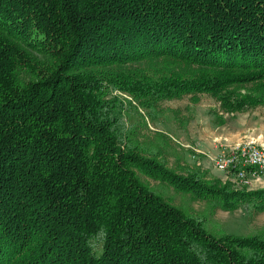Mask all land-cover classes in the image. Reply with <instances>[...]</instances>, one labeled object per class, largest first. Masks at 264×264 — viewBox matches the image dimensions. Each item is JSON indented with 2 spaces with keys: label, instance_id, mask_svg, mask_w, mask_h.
Listing matches in <instances>:
<instances>
[{
  "label": "trees",
  "instance_id": "obj_1",
  "mask_svg": "<svg viewBox=\"0 0 264 264\" xmlns=\"http://www.w3.org/2000/svg\"><path fill=\"white\" fill-rule=\"evenodd\" d=\"M243 78L225 110L264 102V0H0V264H264V237L214 236L150 181L226 212L264 189L178 175L167 134L139 136Z\"/></svg>",
  "mask_w": 264,
  "mask_h": 264
},
{
  "label": "rangeland",
  "instance_id": "obj_2",
  "mask_svg": "<svg viewBox=\"0 0 264 264\" xmlns=\"http://www.w3.org/2000/svg\"><path fill=\"white\" fill-rule=\"evenodd\" d=\"M245 81L243 78L237 85L218 89L221 100L213 92H204L164 102L160 120L154 123L147 120L145 127H139V136L144 138L142 142L150 144L156 131L166 133L170 139L168 166L176 174L188 176L197 172L202 175L203 182H219L223 186L225 175L213 167L210 157L220 151H228L236 144H264V102L258 107L236 112L225 110L224 107L228 106L227 102L231 99L224 96L228 93L238 96L254 93L252 84ZM138 112L143 114L140 110ZM150 183L173 206L204 220L206 230L214 236L228 233L264 237V207L260 208L261 213H257L255 205L226 212L211 207L207 201L194 200L188 194L171 187H162L154 181Z\"/></svg>",
  "mask_w": 264,
  "mask_h": 264
},
{
  "label": "built area",
  "instance_id": "obj_3",
  "mask_svg": "<svg viewBox=\"0 0 264 264\" xmlns=\"http://www.w3.org/2000/svg\"><path fill=\"white\" fill-rule=\"evenodd\" d=\"M213 167L224 173L226 181L237 191L264 189V144H236L228 151L210 157Z\"/></svg>",
  "mask_w": 264,
  "mask_h": 264
}]
</instances>
